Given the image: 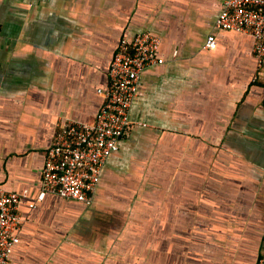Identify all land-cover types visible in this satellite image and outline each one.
Instances as JSON below:
<instances>
[{
  "label": "crops",
  "instance_id": "crops-1",
  "mask_svg": "<svg viewBox=\"0 0 264 264\" xmlns=\"http://www.w3.org/2000/svg\"><path fill=\"white\" fill-rule=\"evenodd\" d=\"M224 0H0V187L23 193L7 264H255L264 246V79ZM148 31L135 123L88 206L46 193L61 120L92 122L122 37ZM215 47L203 48L208 35Z\"/></svg>",
  "mask_w": 264,
  "mask_h": 264
},
{
  "label": "built area",
  "instance_id": "built-area-1",
  "mask_svg": "<svg viewBox=\"0 0 264 264\" xmlns=\"http://www.w3.org/2000/svg\"><path fill=\"white\" fill-rule=\"evenodd\" d=\"M215 28L248 34L256 59L257 76L264 79V0H224ZM160 40L148 31H139L131 40L122 37L108 70V84L97 91L103 101L90 123L61 120L47 150L35 206L46 193L90 205L106 159L118 149V141L135 123L128 109L146 67L162 63L157 52ZM215 37L207 36L203 48L215 47ZM25 194L0 187V264H7L13 246L18 243L22 218L19 202ZM255 264H264V246Z\"/></svg>",
  "mask_w": 264,
  "mask_h": 264
}]
</instances>
